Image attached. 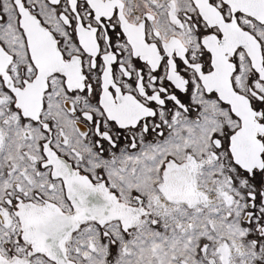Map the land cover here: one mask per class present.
<instances>
[{
    "label": "snow or ice",
    "instance_id": "1",
    "mask_svg": "<svg viewBox=\"0 0 264 264\" xmlns=\"http://www.w3.org/2000/svg\"><path fill=\"white\" fill-rule=\"evenodd\" d=\"M0 264H264V0H0Z\"/></svg>",
    "mask_w": 264,
    "mask_h": 264
}]
</instances>
